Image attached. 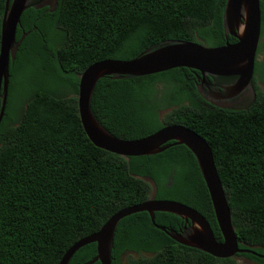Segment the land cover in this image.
Wrapping results in <instances>:
<instances>
[{
  "label": "trees",
  "instance_id": "obj_1",
  "mask_svg": "<svg viewBox=\"0 0 264 264\" xmlns=\"http://www.w3.org/2000/svg\"><path fill=\"white\" fill-rule=\"evenodd\" d=\"M7 0H0L1 25ZM227 0H59L50 13L29 9L17 40L27 34L10 68L6 115L0 127V264H59L78 241L97 233L118 211L150 199L183 203L222 235L197 161L185 146L150 157L124 159L95 147L80 121V76L109 59L132 60L166 40L221 47L227 42ZM264 37V1L261 2ZM262 49V50H261ZM264 50V42L258 52ZM254 79L256 103L246 111L204 105L188 69L132 79L99 81L92 111L112 135L146 138L183 125L210 146L241 249L264 255V62ZM155 192H153V188ZM155 224L182 231L184 220L156 213ZM152 223L148 213L123 219L113 264H241L239 254L216 259L184 247ZM97 245L80 249L70 264H86ZM148 257H143L147 256ZM100 264V263H96Z\"/></svg>",
  "mask_w": 264,
  "mask_h": 264
},
{
  "label": "water",
  "instance_id": "obj_2",
  "mask_svg": "<svg viewBox=\"0 0 264 264\" xmlns=\"http://www.w3.org/2000/svg\"><path fill=\"white\" fill-rule=\"evenodd\" d=\"M264 0H227L223 15L225 36L236 43L221 47L166 40L144 50L132 60L109 59L88 67L80 76L78 110L83 129L92 144L124 159L159 155L172 146H185L195 157L207 186L215 217L223 240L218 241L207 219L197 210L177 201L150 199L142 204L122 209L114 214L95 234L75 243L59 264H70L82 248L97 245V255L86 264H113L112 251L120 222L134 214L146 212L155 224L156 213L172 214L184 220L186 227L178 232L155 227L174 242L196 249L216 259L251 254L241 249L232 223V214L220 179L213 152L207 141L183 125H167L154 134L137 140L118 138L108 132L92 111L91 103L97 84L109 77L112 80H132L173 69H188L199 73L197 91L208 104L223 110L246 111L256 102L255 66L261 40V2ZM59 0H7L0 38V127L6 115L10 86V68L15 62L27 34L17 40L21 18L29 9L57 10Z\"/></svg>",
  "mask_w": 264,
  "mask_h": 264
},
{
  "label": "rangeland",
  "instance_id": "obj_3",
  "mask_svg": "<svg viewBox=\"0 0 264 264\" xmlns=\"http://www.w3.org/2000/svg\"><path fill=\"white\" fill-rule=\"evenodd\" d=\"M263 40H264V39H263ZM263 58H264V51H262V53L259 55V57H258V61L261 62V61L263 60ZM257 78H258V79H259V78L261 79L262 76L259 75V77H257ZM257 85H258V87L260 88V91L264 94V84L261 83V81H258ZM152 188H153V192H155V188H154V186H152ZM143 257H148V255H147V256H143ZM130 258L138 259V258H140V256L137 255V254L128 253V254H126L125 256L122 257V259H121L122 264H126L127 261H128V259H130ZM237 261H238L239 263H241V264H254L253 262H251L250 260H247V259H245V258H237Z\"/></svg>",
  "mask_w": 264,
  "mask_h": 264
},
{
  "label": "flooded vegetation",
  "instance_id": "obj_4",
  "mask_svg": "<svg viewBox=\"0 0 264 264\" xmlns=\"http://www.w3.org/2000/svg\"><path fill=\"white\" fill-rule=\"evenodd\" d=\"M44 9V11L45 12H47L48 11V8H43ZM40 10H42V9H40ZM264 37H261V40H260V44H259V47L263 44V42H264ZM262 50V49H261ZM264 51V50H263ZM261 54V52H258V57H259V55ZM258 57H257V62H256V64L257 63H259V64H261V63H263L264 62V58H263V60L261 61V62H259L258 61ZM256 67V66H255ZM257 77H259V74H258V72L256 71V69H255V74H254V79H258ZM197 78H198V76L196 77V80H197ZM260 79V78H259ZM258 79V80H259ZM257 92V91H256ZM257 100V99H256ZM256 103V102H255ZM204 105H206V106H211V107H214V106H212V105H210V104H208L206 101H204Z\"/></svg>",
  "mask_w": 264,
  "mask_h": 264
}]
</instances>
